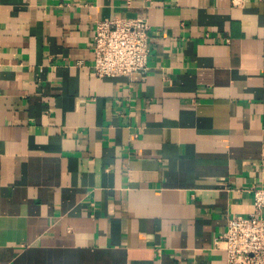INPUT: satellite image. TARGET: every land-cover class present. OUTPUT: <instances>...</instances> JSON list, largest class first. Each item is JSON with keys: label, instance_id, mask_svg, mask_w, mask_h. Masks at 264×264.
I'll return each instance as SVG.
<instances>
[{"label": "crops", "instance_id": "obj_1", "mask_svg": "<svg viewBox=\"0 0 264 264\" xmlns=\"http://www.w3.org/2000/svg\"><path fill=\"white\" fill-rule=\"evenodd\" d=\"M150 25L97 78L96 20ZM264 186V0H0V264H226Z\"/></svg>", "mask_w": 264, "mask_h": 264}, {"label": "built area", "instance_id": "obj_2", "mask_svg": "<svg viewBox=\"0 0 264 264\" xmlns=\"http://www.w3.org/2000/svg\"><path fill=\"white\" fill-rule=\"evenodd\" d=\"M232 1L237 5L243 0ZM149 32L148 21L141 17L96 20L92 33L94 75L143 81L151 51ZM249 191L252 211L229 216L226 228L214 240V247L225 252L226 264H264V186L253 185Z\"/></svg>", "mask_w": 264, "mask_h": 264}]
</instances>
